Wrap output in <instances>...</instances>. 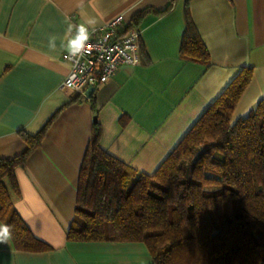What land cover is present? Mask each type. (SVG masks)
I'll list each match as a JSON object with an SVG mask.
<instances>
[{"label": "crops", "instance_id": "0c3cea01", "mask_svg": "<svg viewBox=\"0 0 264 264\" xmlns=\"http://www.w3.org/2000/svg\"><path fill=\"white\" fill-rule=\"evenodd\" d=\"M144 10L136 64L120 65L91 99L60 89L69 71L61 59L66 18L97 27L118 15L131 23ZM187 20L207 63L180 57L184 0H0V159L25 150L18 132L34 135L55 115L14 169L17 190L4 180L16 213L51 249L19 251L10 238L0 242V264H153L142 243L71 242L66 232L94 116L100 147L151 174L242 68L251 78L231 121L264 98V0H188ZM51 35L56 51L47 46Z\"/></svg>", "mask_w": 264, "mask_h": 264}, {"label": "trees", "instance_id": "16d2710c", "mask_svg": "<svg viewBox=\"0 0 264 264\" xmlns=\"http://www.w3.org/2000/svg\"><path fill=\"white\" fill-rule=\"evenodd\" d=\"M184 1L180 57L207 63ZM148 11L138 12L128 26H137ZM250 78L251 69L242 68L151 174L103 150L94 121L66 240L142 243L153 264H264V98L231 121ZM54 117L34 135L18 132L25 150L0 159V220L11 225V240L19 251L51 248L16 213L4 180L17 190L14 169L40 146Z\"/></svg>", "mask_w": 264, "mask_h": 264}, {"label": "built area", "instance_id": "2783aa9c", "mask_svg": "<svg viewBox=\"0 0 264 264\" xmlns=\"http://www.w3.org/2000/svg\"><path fill=\"white\" fill-rule=\"evenodd\" d=\"M141 31L139 26H128L121 15L114 17L91 31L85 54L77 63L68 58L61 59L69 66L60 89L68 93L86 96L85 91L93 90L111 79L120 65H134L140 58ZM69 83L75 87H68Z\"/></svg>", "mask_w": 264, "mask_h": 264}, {"label": "clouds", "instance_id": "9594fccd", "mask_svg": "<svg viewBox=\"0 0 264 264\" xmlns=\"http://www.w3.org/2000/svg\"><path fill=\"white\" fill-rule=\"evenodd\" d=\"M67 30L64 33L61 42V48L67 53L68 58L75 59L79 62V59L85 54L90 39L91 31H95V21L89 20L87 24H73L69 18H66ZM56 35H51L48 38L47 46L51 51L57 50ZM68 87H75L74 84L69 83ZM11 238V225H0V242H6Z\"/></svg>", "mask_w": 264, "mask_h": 264}, {"label": "water", "instance_id": "95a60500", "mask_svg": "<svg viewBox=\"0 0 264 264\" xmlns=\"http://www.w3.org/2000/svg\"><path fill=\"white\" fill-rule=\"evenodd\" d=\"M93 92V89L91 87L87 88L86 91H85V94L87 96H89L91 93ZM95 116L93 117V121H95Z\"/></svg>", "mask_w": 264, "mask_h": 264}]
</instances>
